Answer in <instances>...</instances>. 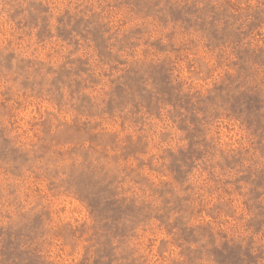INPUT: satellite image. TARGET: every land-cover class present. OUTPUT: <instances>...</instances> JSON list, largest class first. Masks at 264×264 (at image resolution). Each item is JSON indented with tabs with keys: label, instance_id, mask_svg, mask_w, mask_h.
<instances>
[{
	"label": "rangeland",
	"instance_id": "obj_1",
	"mask_svg": "<svg viewBox=\"0 0 264 264\" xmlns=\"http://www.w3.org/2000/svg\"><path fill=\"white\" fill-rule=\"evenodd\" d=\"M56 3L73 7L52 23ZM46 157L78 161L45 189L86 219L52 231L48 196L0 212V264H52L33 246L49 232L78 264H260L264 0H0V171Z\"/></svg>",
	"mask_w": 264,
	"mask_h": 264
},
{
	"label": "clouds",
	"instance_id": "obj_2",
	"mask_svg": "<svg viewBox=\"0 0 264 264\" xmlns=\"http://www.w3.org/2000/svg\"><path fill=\"white\" fill-rule=\"evenodd\" d=\"M6 11H10L8 5L4 6ZM51 13L50 20L52 23L55 22L54 17L58 15V10H62L65 7H73V5L65 3H56L48 5ZM93 11L101 13L104 15L105 12H101L100 7L92 6ZM244 6H240V13L243 14ZM83 9L81 12L82 15H85L86 18L88 15H91L87 11V8L84 3L79 5V9ZM39 15H48V13H40ZM5 23V46H7V41L9 39L13 40L12 47L17 51V53L24 57H29L33 53L34 49H38L39 46L35 43L34 37H25L22 41L16 42L15 37H9L8 28L9 24L7 23V16L4 17ZM114 23V21H113ZM18 45V46H17ZM59 45L53 39L49 41V48L58 47ZM49 50L48 48L43 51ZM42 55V52L38 53ZM27 118L26 113H21ZM225 123H227L225 121ZM26 127V126H23ZM19 131V130H18ZM14 132L12 135H16ZM212 133H210L211 135ZM232 136L233 140L229 141L228 137ZM236 133H227V129L224 127L220 128V144L223 146L225 143L232 144L235 147L234 140L236 139ZM21 140H27V137L21 136ZM78 161L73 158L60 159L58 157L52 158L51 160L47 157L41 160H37L32 171L24 170V175L22 177L14 175L12 172L7 169L11 168V165H7L5 170L0 171V212L6 214L7 218L4 220L5 224L13 223L17 220L18 216L21 213L27 212L30 208H33L37 205L41 198L48 196L45 189V185L48 180L59 181L66 178L70 166L77 164ZM33 173L39 175V179L34 178ZM49 199H53L51 196H48ZM52 206L54 209L59 210L63 208L64 211H60L57 216L53 215L54 223L51 225L52 231H55L57 226L64 222H72L73 218L76 220H85L86 215L83 207L74 199L61 197L59 199H53ZM206 219H210L206 217ZM133 243H136L133 241ZM39 245L40 255L43 256L46 260L51 261L52 264H78L80 259L83 256V244L78 243V245L72 249L69 246L64 244V241L61 238H58L52 235L51 232L40 237L37 241L34 242L33 246ZM139 247L143 251V239L139 242ZM71 253V254H70ZM175 254V253H173ZM260 264H264V261H261Z\"/></svg>",
	"mask_w": 264,
	"mask_h": 264
}]
</instances>
